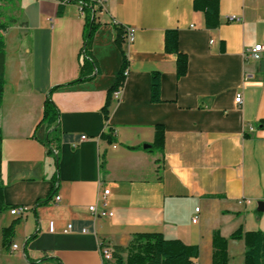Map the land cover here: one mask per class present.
Masks as SVG:
<instances>
[{"label":"crops","instance_id":"0c3cea01","mask_svg":"<svg viewBox=\"0 0 264 264\" xmlns=\"http://www.w3.org/2000/svg\"><path fill=\"white\" fill-rule=\"evenodd\" d=\"M96 1L86 55L80 0H16L18 21L5 33L0 107L9 206L0 212V264H105L102 244L127 246L142 232L197 245L194 262L212 264L215 231L228 238V264H244L245 241L231 234L264 231L258 209L264 200V50L260 60L247 56L264 44V0H218L220 24L213 28L195 0ZM230 15L241 20L229 21ZM124 26L135 28L133 42L122 37L130 65L106 118L103 108L123 61L116 38ZM169 29L177 30L188 58L180 77L176 54L165 51ZM156 71L161 100L153 102ZM80 75L85 80L67 84ZM52 88L59 139L49 153L42 119ZM157 125L165 129L163 150L151 147ZM109 132L112 142L103 137ZM105 188L113 215H95L89 207L102 209ZM16 206L29 209L13 215ZM15 220L5 247L2 230Z\"/></svg>","mask_w":264,"mask_h":264},{"label":"trees","instance_id":"16d2710c","mask_svg":"<svg viewBox=\"0 0 264 264\" xmlns=\"http://www.w3.org/2000/svg\"><path fill=\"white\" fill-rule=\"evenodd\" d=\"M2 4H12L13 0H1ZM82 10L85 12V41L83 51L86 55H90V47L93 41L96 24L94 20L93 10L94 3L97 2L89 0H80ZM194 6L196 9L202 10L205 15V23L209 28L217 27L220 24L219 19V1L218 0H195ZM3 5L0 7V107L2 105L5 85V54L6 41L5 33L11 25L16 23L18 19L14 15H6L3 12ZM94 13V11H93ZM58 15L62 14V7L58 10ZM124 28H119L116 41L121 48L123 61L121 69L117 75L115 84L109 90V96L104 106L105 117L108 118V107L111 102L113 92L120 87H123L129 68L130 62L126 52L122 49V37ZM165 51L168 53H175L177 76H183L187 72L188 58L185 53L180 52L178 47V32L176 29H169L165 32ZM89 63L87 59L86 64ZM86 77L80 75L77 79L67 83L73 84L85 80ZM49 91L44 102V113L42 122L46 123L49 128L47 147L48 152L53 153V141H58V119L59 111L54 103L51 92ZM151 100L157 102L161 100V74L154 72L151 78ZM264 127V121L261 122ZM112 131V130H111ZM109 142L113 141L111 133L103 134ZM165 140V129L163 125H157L155 129V138L151 145L153 148L163 150ZM134 148V147H133ZM2 130L0 128V212L9 208L4 200L3 183H2ZM47 199L39 201V203L46 202ZM16 220L9 226L2 230V242L5 247H9L12 236L14 234V225ZM230 238H243L246 245L245 262L244 264H264V231L256 230L243 232L242 229H237L233 232ZM213 256L212 264H228V238L222 236L219 231L213 234ZM112 249L113 260L106 261L105 264H196L193 258L199 255V248L197 245L185 244L180 239H167L160 232H142L136 233L132 236L127 246L115 245ZM44 259L33 262L32 264H42Z\"/></svg>","mask_w":264,"mask_h":264},{"label":"built area","instance_id":"2783aa9c","mask_svg":"<svg viewBox=\"0 0 264 264\" xmlns=\"http://www.w3.org/2000/svg\"><path fill=\"white\" fill-rule=\"evenodd\" d=\"M228 20L229 21L241 20V17L236 16V15H230L228 17ZM123 28H124L125 41L127 43L133 42L134 39H135V28L132 27V26H124ZM263 50H264V44H262V43L256 44L253 48L248 49L247 56L248 57H251L253 59H256V60H260L262 58V51ZM127 73H128V70L126 71V74ZM121 88L122 87H120L119 89H117V90H115L113 92V96L115 98H118L119 93L121 91ZM236 101L237 102H240L241 101V95H237ZM85 138H87L86 135H82L81 136V139H85ZM109 193H110V189L109 188L103 189L102 196L100 198L101 204H102V209L101 210H98L96 204L91 205L89 207V210L91 212H93L95 215L96 214H99V215H108V216L113 215V212L107 209V204H108V202H107V196H108ZM60 198H61L60 196H56V201H59ZM28 209L29 208L27 206H16V207L11 208L10 209V212L13 215L21 216V215H24L28 211ZM196 211H199V207L196 208ZM193 221H197V217L193 218ZM70 227H71V225H69V228ZM52 228H53V226L51 225V229ZM14 247H16V245H14ZM101 252H102V255H103V257H104L105 260H107V261L113 260L111 247L102 244L101 245Z\"/></svg>","mask_w":264,"mask_h":264},{"label":"rangeland","instance_id":"374dc122","mask_svg":"<svg viewBox=\"0 0 264 264\" xmlns=\"http://www.w3.org/2000/svg\"><path fill=\"white\" fill-rule=\"evenodd\" d=\"M4 9L3 12L8 15V13H11V15H14L17 19V14H18V9H17V4H16V0H13L12 4H3Z\"/></svg>","mask_w":264,"mask_h":264},{"label":"water","instance_id":"95a60500","mask_svg":"<svg viewBox=\"0 0 264 264\" xmlns=\"http://www.w3.org/2000/svg\"><path fill=\"white\" fill-rule=\"evenodd\" d=\"M260 69L264 70V60H260ZM258 209L259 210H264V200H260L258 201Z\"/></svg>","mask_w":264,"mask_h":264}]
</instances>
